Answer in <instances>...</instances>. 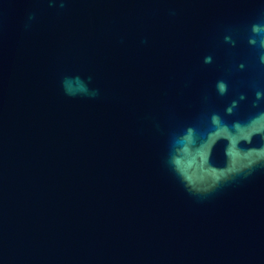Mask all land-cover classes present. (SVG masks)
Segmentation results:
<instances>
[{"label":"water","instance_id":"obj_1","mask_svg":"<svg viewBox=\"0 0 264 264\" xmlns=\"http://www.w3.org/2000/svg\"><path fill=\"white\" fill-rule=\"evenodd\" d=\"M0 264H264V0H0Z\"/></svg>","mask_w":264,"mask_h":264}]
</instances>
